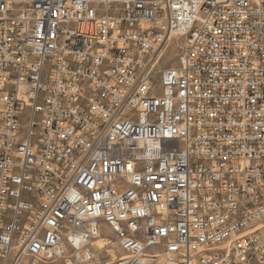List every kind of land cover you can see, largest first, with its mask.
Returning <instances> with one entry per match:
<instances>
[{
  "label": "built area",
  "instance_id": "2783aa9c",
  "mask_svg": "<svg viewBox=\"0 0 264 264\" xmlns=\"http://www.w3.org/2000/svg\"><path fill=\"white\" fill-rule=\"evenodd\" d=\"M0 73V264H264V0H0Z\"/></svg>",
  "mask_w": 264,
  "mask_h": 264
},
{
  "label": "rangeland",
  "instance_id": "374dc122",
  "mask_svg": "<svg viewBox=\"0 0 264 264\" xmlns=\"http://www.w3.org/2000/svg\"><path fill=\"white\" fill-rule=\"evenodd\" d=\"M184 46V38H180L177 41H173L169 44L165 52L163 53V56L161 57L159 64L156 67L155 72V81L153 86L154 93H160V83H159V71L165 67L171 66L175 64L176 62V56L180 49ZM102 234L109 235L110 237H113V234L110 230H106V228H103ZM106 255L102 254L98 260H95L93 264H102L106 260ZM63 260H55L53 262L47 263V264H62Z\"/></svg>",
  "mask_w": 264,
  "mask_h": 264
},
{
  "label": "bare ground",
  "instance_id": "6f19581e",
  "mask_svg": "<svg viewBox=\"0 0 264 264\" xmlns=\"http://www.w3.org/2000/svg\"><path fill=\"white\" fill-rule=\"evenodd\" d=\"M10 80V73H0V84H4ZM104 243V240L101 236H99L94 242H92V245L96 249H100Z\"/></svg>",
  "mask_w": 264,
  "mask_h": 264
}]
</instances>
